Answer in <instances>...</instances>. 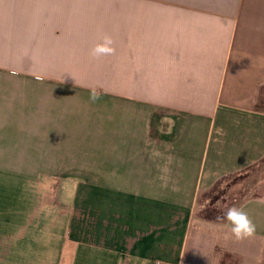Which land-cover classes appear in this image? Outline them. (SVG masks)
Returning a JSON list of instances; mask_svg holds the SVG:
<instances>
[{
  "label": "crops",
  "instance_id": "obj_1",
  "mask_svg": "<svg viewBox=\"0 0 264 264\" xmlns=\"http://www.w3.org/2000/svg\"><path fill=\"white\" fill-rule=\"evenodd\" d=\"M0 264H264V0H0Z\"/></svg>",
  "mask_w": 264,
  "mask_h": 264
},
{
  "label": "clouds",
  "instance_id": "obj_2",
  "mask_svg": "<svg viewBox=\"0 0 264 264\" xmlns=\"http://www.w3.org/2000/svg\"><path fill=\"white\" fill-rule=\"evenodd\" d=\"M114 43L111 36L105 35L103 37V43L97 44L92 49V56L100 58L102 56L112 55L115 52V48L112 46ZM90 101L95 103L100 99V93L96 89L90 90ZM217 221H226L224 227H228L230 233L237 241L245 240L253 237L256 234V225L250 218L248 213L244 210V207L232 206L227 209L223 216H217Z\"/></svg>",
  "mask_w": 264,
  "mask_h": 264
},
{
  "label": "rangeland",
  "instance_id": "obj_3",
  "mask_svg": "<svg viewBox=\"0 0 264 264\" xmlns=\"http://www.w3.org/2000/svg\"><path fill=\"white\" fill-rule=\"evenodd\" d=\"M251 172L253 171H246L244 173L228 177L226 181L221 182L208 191L206 194L211 198V203H215L214 208L218 209L219 212L225 213L229 207H237L245 198H248L247 192L245 193L244 190L249 187L250 182H248L247 178ZM262 172H258L257 177ZM234 185L237 186L234 188ZM236 192H240L242 196L236 197ZM234 199L237 201L233 202L232 200Z\"/></svg>",
  "mask_w": 264,
  "mask_h": 264
},
{
  "label": "trees",
  "instance_id": "obj_4",
  "mask_svg": "<svg viewBox=\"0 0 264 264\" xmlns=\"http://www.w3.org/2000/svg\"><path fill=\"white\" fill-rule=\"evenodd\" d=\"M215 203H211L209 207H207V209H205L204 211L199 213V216L203 219L209 220V221H214V222H224L223 220L221 221H217L216 217L217 216H223L224 213L219 212L218 209L212 207L211 205H213Z\"/></svg>",
  "mask_w": 264,
  "mask_h": 264
}]
</instances>
